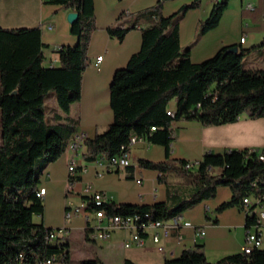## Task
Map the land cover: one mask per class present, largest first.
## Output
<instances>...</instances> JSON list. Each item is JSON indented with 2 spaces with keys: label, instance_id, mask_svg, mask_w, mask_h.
<instances>
[{
  "label": "trees",
  "instance_id": "trees-1",
  "mask_svg": "<svg viewBox=\"0 0 264 264\" xmlns=\"http://www.w3.org/2000/svg\"><path fill=\"white\" fill-rule=\"evenodd\" d=\"M44 1L76 13L71 32L78 36V42L62 45L58 49L60 64L47 66L40 25L0 26V264H38L51 256L66 262L70 259L69 240L50 242L54 227L36 223L34 215L44 212L43 198L37 195L43 171L65 153L80 119L57 111L50 116L46 98L53 91L57 104L66 112L81 99L83 74L90 64L89 45L97 23L94 14L85 11V0ZM163 1L136 13L125 12L108 28L111 35L123 39L128 31L140 27L143 39L141 48L112 78L114 120L106 130L85 138L84 158L88 161L120 153L132 135L169 146L173 139L170 126L175 119L223 124L238 120L243 113L252 118L264 116V68H246L245 50H233L235 45L193 62L191 45H180L178 24L187 10L200 6L203 0H193L169 16L162 14ZM229 1L214 4L199 24L198 37L217 26ZM173 100L176 108L172 115L168 110ZM250 149L206 152L193 170L184 168L188 159L176 164L175 159L140 158L144 167L190 174L191 193L176 204L166 200L152 204L108 201L106 208L109 213H149L153 219L167 220L214 197L221 185L230 186L233 195L219 206L220 210L241 203L248 194L262 195L264 160L258 157L259 150L249 154ZM100 263L97 257L81 261ZM123 264L141 263L127 258ZM165 264H264V248L230 253L212 261L197 245L166 259Z\"/></svg>",
  "mask_w": 264,
  "mask_h": 264
},
{
  "label": "crops",
  "instance_id": "crops-1",
  "mask_svg": "<svg viewBox=\"0 0 264 264\" xmlns=\"http://www.w3.org/2000/svg\"><path fill=\"white\" fill-rule=\"evenodd\" d=\"M192 1L164 0L162 14L169 16L177 13L183 5ZM217 1L203 0L200 6L190 8L182 15L178 24L181 47L191 45V60L201 62L214 56L223 47L235 45L238 49L245 50L243 63L246 68H264V0H230L217 26L198 37L200 22L208 17ZM158 2L159 0L84 1L85 11L93 13L96 18L97 29L93 32L89 45L90 64L83 74L82 96L66 112L59 107L55 93H52V106L48 112L50 116L57 111L64 116L78 117L80 123L77 131L84 132L86 137H93L97 132L108 128L114 120L110 92L112 78L116 70L126 66L131 56L141 48L143 39L140 27L128 31L123 39L111 35L108 28L123 13H136L153 7ZM6 5L15 6H11V9ZM9 9L14 11L9 13ZM71 13L72 10L63 8L60 4L44 0H0V26L42 27V39L46 43L44 64L47 66L60 64L58 49L62 45H75L78 42V36L71 32ZM49 25L53 27L50 28ZM244 36L246 39L242 42ZM100 55L103 58L96 64ZM170 108H176L174 100L170 103ZM170 127L173 139L169 146L147 139L136 141L130 149L133 165L129 167L103 171V157L95 161L84 158L87 150L85 141L77 152L67 148L59 159L49 163L43 171L40 187L46 188L43 197L44 212L41 215L35 214L34 221L47 227L63 226L66 206L70 202L79 204L83 199L90 198L94 189L106 192L108 201L137 204L165 200L176 204L180 198L191 193L192 183L181 173L170 170L161 172L144 167L140 164V158L153 161L175 159L178 160L176 164H179L180 159L197 161L206 152L223 153L230 148H254L264 153V116L252 118L243 113L238 120L223 124H204L196 119L181 118L173 120ZM1 135L0 127V144ZM73 159L78 171L69 191V165ZM88 187L91 189L88 190ZM232 195L230 186L221 185L214 197L185 209L182 212L183 239L179 241L175 233L169 236L161 234L163 251L158 249L157 243L148 234L143 236L141 242L135 241L130 247H126L124 240L130 238L128 230L114 231L112 237L104 241L89 239L85 233L87 220L82 215L72 218L70 234L64 239L56 240V243L69 240L70 264H81L83 259L95 257L101 260L100 264H123L127 258L141 264H165L166 259L176 258L185 248L197 245L202 246L207 257L215 261L227 254L241 251L245 240L247 217L243 205L239 203L219 209ZM196 228H205L206 235L202 237L197 234ZM72 235L81 239V243L76 244ZM61 261L62 258H58L54 264H61Z\"/></svg>",
  "mask_w": 264,
  "mask_h": 264
},
{
  "label": "built area",
  "instance_id": "built-area-1",
  "mask_svg": "<svg viewBox=\"0 0 264 264\" xmlns=\"http://www.w3.org/2000/svg\"><path fill=\"white\" fill-rule=\"evenodd\" d=\"M53 27V25H49ZM246 37H242V42ZM103 55L98 56L96 64L102 60ZM199 105V104H198ZM169 114H174L172 109L168 110ZM152 129H156V126H152ZM86 135L84 132H75L67 148L74 152H77L83 142ZM139 138L136 135H132L128 144L122 145V151L111 158H104L105 169L103 171H109L120 167H129L133 165L130 149L132 145L138 141ZM257 151V149L251 148L248 152ZM258 152V157L264 160V153ZM198 166L197 161H190L184 165V168L188 170L196 169ZM78 166L73 159L69 165V191L72 189L73 182L76 180ZM140 181V180H139ZM91 188L88 187V190ZM46 192L45 187H39L37 195L41 198L44 197ZM108 203V196L106 192L100 190H92L90 198L83 199L79 204L69 203L65 210V224L61 227H54L49 234V241L54 242L58 239H64L70 234V222L76 215H82L86 218L87 224L85 226V233L89 239L96 241L108 240L112 237L114 231L128 230L130 232V238L124 240L126 247H130L133 242H141L145 234L150 235L157 243L158 249L163 251L164 245L160 243L161 234L169 236L175 233L178 240L183 239L181 228L184 224L183 214L178 213L167 220L153 219L149 213L143 215L141 213H109L106 204ZM243 205L246 217H247V232L244 243L241 247V251L250 253L256 248H264V193L262 195H255L253 193L248 194L243 198L241 202ZM196 233L204 237L206 235L205 228H196ZM57 260L56 256H51L46 259L40 260L38 264H54ZM61 264H70L66 261H61Z\"/></svg>",
  "mask_w": 264,
  "mask_h": 264
},
{
  "label": "rangeland",
  "instance_id": "rangeland-1",
  "mask_svg": "<svg viewBox=\"0 0 264 264\" xmlns=\"http://www.w3.org/2000/svg\"><path fill=\"white\" fill-rule=\"evenodd\" d=\"M52 93H54L53 91H51L49 94H48V96H47V98H46V103H47V109H48V112H49V110L51 109V106H52V103H51V95H52ZM76 107V106H75ZM0 127H1V116H0ZM183 177L184 178H186L187 180L189 179V181H191L192 182V176L190 175V174H187V173H185V174H183ZM72 240L76 243V244H79V243H81V239H79L76 235H72ZM93 251H94V249H93ZM76 253V252H75ZM74 253V255H73V259H74V261H75V259H76V254Z\"/></svg>",
  "mask_w": 264,
  "mask_h": 264
},
{
  "label": "bare ground",
  "instance_id": "bare-ground-1",
  "mask_svg": "<svg viewBox=\"0 0 264 264\" xmlns=\"http://www.w3.org/2000/svg\"><path fill=\"white\" fill-rule=\"evenodd\" d=\"M19 1H20V0H19ZM10 2H11V1H10ZM14 3H15V2L13 1L12 4H14ZM18 3H19V2H18ZM9 4H11V3H9ZM6 6H9V5H6ZM11 6L14 7L15 5H10L9 7L11 8ZM16 7H17V6H16ZM7 9H8V7H7ZM11 9H12V8H11ZM14 9H16V8H14ZM9 10H10V9H9ZM11 11H12V10H10L9 13H10ZM13 11H14V10H13ZM13 11H12V12H13ZM15 11H16V10H15ZM6 12H7V10H6ZM16 12H18V10H17ZM1 13H2V12H1ZM3 14H4V13H3ZM14 14H18V13H14ZM12 16H13V14H12ZM0 19H1V18H0ZM3 19H4V18H3Z\"/></svg>",
  "mask_w": 264,
  "mask_h": 264
},
{
  "label": "water",
  "instance_id": "water-1",
  "mask_svg": "<svg viewBox=\"0 0 264 264\" xmlns=\"http://www.w3.org/2000/svg\"><path fill=\"white\" fill-rule=\"evenodd\" d=\"M75 17H76V13L72 12V13H71V20H72L73 18H75ZM232 49H233V50H237L238 48H237V47H233Z\"/></svg>",
  "mask_w": 264,
  "mask_h": 264
}]
</instances>
